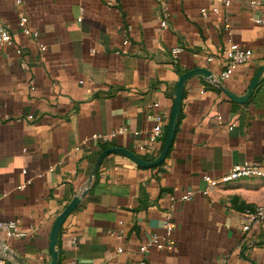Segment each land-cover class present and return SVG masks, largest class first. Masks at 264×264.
<instances>
[{"label": "crops", "instance_id": "1", "mask_svg": "<svg viewBox=\"0 0 264 264\" xmlns=\"http://www.w3.org/2000/svg\"><path fill=\"white\" fill-rule=\"evenodd\" d=\"M248 1L224 7L215 0H0V26L12 37L0 44V220L26 233L0 234V264H49L53 222L88 185L60 227L56 264H264V231L242 228L243 213L264 201V179L202 193L204 175L264 158V72L241 103L203 76L190 77L162 163L141 167L111 152L88 183L102 145L146 160L159 155L183 72L206 68L232 93L247 92L264 65V6ZM22 15L37 38L19 29ZM228 38L252 56L223 79ZM175 46L185 50L174 63ZM156 114L165 125L149 143ZM119 128L126 132L106 143H82ZM141 144L148 153H140ZM186 192L192 197L183 201ZM166 217L173 224L169 242L140 253L152 233L164 234Z\"/></svg>", "mask_w": 264, "mask_h": 264}, {"label": "built area", "instance_id": "2", "mask_svg": "<svg viewBox=\"0 0 264 264\" xmlns=\"http://www.w3.org/2000/svg\"><path fill=\"white\" fill-rule=\"evenodd\" d=\"M16 5H21L23 0H14ZM217 3L221 4L224 7H229L234 0H215ZM249 5L254 8L263 7L264 0H249ZM210 11L214 14L219 13V7L213 6L211 7ZM209 10L206 7L200 9V13L205 16ZM256 23H262V19H253ZM17 25L21 32L25 35L32 36L34 38L38 37V32L33 30L29 27L26 16L22 15L19 17ZM162 26H166V22L164 20L161 21ZM223 30L227 35H230L231 30L228 23L223 24ZM126 42V41H125ZM124 42V43H125ZM0 44H12V37L10 33L3 27L0 26ZM40 48L43 50L45 47L40 44ZM184 47L175 46L171 48V60L172 62H177L181 53L184 51ZM222 55L225 59V67L221 72V78L226 79L230 77L233 71L237 68V66L248 62L251 59L252 51L247 48H242L238 43L230 40L228 38L227 46L223 50ZM213 59V55H208L207 60L211 61ZM158 103H153L152 107H158ZM31 118L32 116H28ZM2 118L0 117V122ZM164 117L162 114L155 115V124L152 127L151 132L148 136V142L151 143L157 140L163 131L164 127ZM126 132L125 128H119L116 131L110 132L108 134L104 133H93L90 136L84 138L82 140L83 145L87 144H99V143H106L112 138L116 137L119 134H123ZM140 153L146 154L149 152L148 145L141 144L137 148ZM23 173H26V170H22ZM263 178L264 179V158L260 161H241L233 164L230 169L225 172L221 176H211V175H204L202 178L206 182V187L204 188V194H210L213 192L219 185L226 184L238 179L243 178ZM30 183V179H27L24 183H21L17 186L18 189H23L27 184ZM192 193L186 192L183 194L180 199L183 201H187L191 199ZM244 216V224L242 226L244 231H250L254 225H259L262 230L264 231V201L256 206L253 210H246L243 213ZM164 234H157L152 233L149 239L138 245V251L140 253H146L151 249H162L165 247L167 242H169L170 234L173 229V224L170 217H166L164 220ZM0 234L5 238H24L26 233L21 230L15 221L9 220L4 221L0 220ZM75 241V238L72 239ZM118 252L122 251L121 247L117 248ZM140 264H146L145 261L140 262Z\"/></svg>", "mask_w": 264, "mask_h": 264}, {"label": "water", "instance_id": "3", "mask_svg": "<svg viewBox=\"0 0 264 264\" xmlns=\"http://www.w3.org/2000/svg\"><path fill=\"white\" fill-rule=\"evenodd\" d=\"M263 72H264V65L257 70V72L253 76V78H252V80L248 86L247 92L243 95H236V94L232 93L231 91H229L206 68L197 67V68H193V69H190V70L183 72L180 75V77L177 81V84L175 86L171 113H170V117H169L167 127H166L164 142H163V145H162V148L160 150L159 155L153 160H146V159L142 158L141 156H139L138 154H136V153H134V152H132L126 148L107 147L99 153V155L95 161V164H94V166L90 172V175L88 178V183L90 184L92 182L93 176L97 172L102 158L106 154L111 153V152L122 154V155L128 157L129 159H131L132 161H134L137 165H139L141 167H152V166H156V165H159L162 163V161L165 159V157L169 151V148H170L172 140H173V136H174V132H175V128H176V123H177V119H178V114H179V110L181 107L184 85L190 77L195 76V75L203 76L206 80H208L212 84L218 86L232 100L241 103V102H245L250 97L254 87L257 85V82L259 81ZM88 186L84 190H82L79 194H76L75 196H73L71 201L58 214V216L54 220L53 225L51 227V231H50L51 261L49 262V264H56V262H57L56 244H57V237H58V232L60 230V227H61L62 223L64 222L65 218L76 208V206L78 205L81 198L85 195V193L87 192ZM4 252L6 254L9 253L7 250H4ZM11 255L13 256V254H11ZM13 257H15V256H13Z\"/></svg>", "mask_w": 264, "mask_h": 264}, {"label": "trees", "instance_id": "4", "mask_svg": "<svg viewBox=\"0 0 264 264\" xmlns=\"http://www.w3.org/2000/svg\"><path fill=\"white\" fill-rule=\"evenodd\" d=\"M101 148H102V149H105L106 147L102 145Z\"/></svg>", "mask_w": 264, "mask_h": 264}]
</instances>
